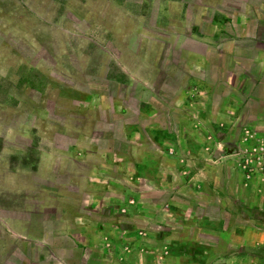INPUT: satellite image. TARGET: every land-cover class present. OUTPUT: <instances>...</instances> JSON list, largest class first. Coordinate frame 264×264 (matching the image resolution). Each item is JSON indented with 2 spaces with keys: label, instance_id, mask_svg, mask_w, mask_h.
Returning a JSON list of instances; mask_svg holds the SVG:
<instances>
[{
  "label": "crops",
  "instance_id": "1",
  "mask_svg": "<svg viewBox=\"0 0 264 264\" xmlns=\"http://www.w3.org/2000/svg\"><path fill=\"white\" fill-rule=\"evenodd\" d=\"M219 2L231 6L225 11L233 22L213 21L202 37L180 42L192 74L174 99L146 91L139 101L145 112L132 107L140 123L124 120V137L107 136V148L93 144L70 157L65 188L54 198L47 186L40 207L0 218L1 239L13 240L0 242V264H264V181L242 184L235 163L246 101L264 107V0ZM241 49L252 53L250 76L232 71L226 86L223 76L208 75L224 73L209 53L222 62ZM219 86L226 93L214 106ZM233 131L236 149L226 139Z\"/></svg>",
  "mask_w": 264,
  "mask_h": 264
},
{
  "label": "rangeland",
  "instance_id": "2",
  "mask_svg": "<svg viewBox=\"0 0 264 264\" xmlns=\"http://www.w3.org/2000/svg\"><path fill=\"white\" fill-rule=\"evenodd\" d=\"M201 1L0 0V218L40 207L47 186L54 198L65 188L63 169L70 157H83L93 144L107 148V136L124 137V120L140 123L132 107L145 112L139 101L146 91L174 99L192 74L180 42L190 35L202 37L213 21L233 22L225 11L231 6L206 0L216 4L205 9ZM226 12L228 18L222 15ZM230 31L225 33L236 29ZM239 52L235 61L226 55L222 62L209 53L212 67L222 66L224 73L208 75L223 76L229 86L233 73L250 76L252 53ZM216 91L214 106L226 89ZM259 93L264 96V85ZM254 117L264 118V107L248 99L238 134L264 130V124L252 123ZM236 135L226 136L228 147L236 149ZM235 163L243 184L237 156ZM71 165L73 172L81 171ZM2 236L0 242L12 243Z\"/></svg>",
  "mask_w": 264,
  "mask_h": 264
},
{
  "label": "built area",
  "instance_id": "3",
  "mask_svg": "<svg viewBox=\"0 0 264 264\" xmlns=\"http://www.w3.org/2000/svg\"><path fill=\"white\" fill-rule=\"evenodd\" d=\"M239 167L244 176V182L254 178L264 179V130L241 132V139L236 149Z\"/></svg>",
  "mask_w": 264,
  "mask_h": 264
},
{
  "label": "trees",
  "instance_id": "4",
  "mask_svg": "<svg viewBox=\"0 0 264 264\" xmlns=\"http://www.w3.org/2000/svg\"><path fill=\"white\" fill-rule=\"evenodd\" d=\"M237 33V30L235 31V34ZM228 34V33H227ZM241 36V35H240ZM256 36L257 37H260V38H262L263 36L262 35H260V34H258V32H256ZM262 40V39H261ZM217 55V54H216ZM220 57H222V59H224L225 61H226V58H225V55H223V56H220ZM234 58H232V60L233 61H235V58H236V56H233ZM229 62V60L227 61V63ZM217 80H219V81H222V79H221V77L219 78V79H217Z\"/></svg>",
  "mask_w": 264,
  "mask_h": 264
}]
</instances>
